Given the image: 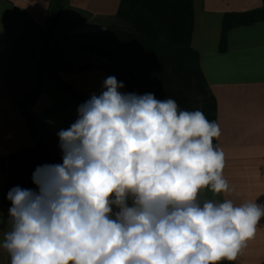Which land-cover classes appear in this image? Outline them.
Segmentation results:
<instances>
[{"label": "clouds", "instance_id": "9594fccd", "mask_svg": "<svg viewBox=\"0 0 264 264\" xmlns=\"http://www.w3.org/2000/svg\"><path fill=\"white\" fill-rule=\"evenodd\" d=\"M123 87L108 76L57 133L62 164L9 191L10 264H220L255 237L264 204L200 196L230 190L218 124Z\"/></svg>", "mask_w": 264, "mask_h": 264}, {"label": "crops", "instance_id": "0c3cea01", "mask_svg": "<svg viewBox=\"0 0 264 264\" xmlns=\"http://www.w3.org/2000/svg\"><path fill=\"white\" fill-rule=\"evenodd\" d=\"M120 0H69L63 14L77 20L85 14L93 23L70 34L102 30L115 14ZM50 0H0V213L6 230L9 207L1 194L8 175L9 155L33 147L32 137L18 101L41 80L28 106L38 136L68 129L78 118L79 102L57 87L47 72L34 67V49L48 25ZM264 0H192L193 29L190 45L198 52L199 65L216 105L220 136L216 146L225 154L223 174L229 191L201 192L203 199L231 200L234 205L264 204V19L229 28L221 39L223 16L259 9ZM57 41V40H56ZM55 41V42H56ZM64 45V42L58 41ZM81 52V51H80ZM79 54L81 55L82 52ZM85 53V52H84ZM89 54V53H86ZM57 76L87 100L100 94L111 76L110 63L95 57L86 67L56 65ZM122 93H132L126 88ZM143 95L145 93H138ZM0 264H10L0 249ZM232 264H264V217L256 235Z\"/></svg>", "mask_w": 264, "mask_h": 264}, {"label": "trees", "instance_id": "16d2710c", "mask_svg": "<svg viewBox=\"0 0 264 264\" xmlns=\"http://www.w3.org/2000/svg\"><path fill=\"white\" fill-rule=\"evenodd\" d=\"M69 0H50L48 25L43 32L45 51L52 37L70 33L80 24L63 14ZM116 22L102 30L74 33L77 47L91 52L110 63L109 73L134 93H153L157 99H174L180 110L202 111L209 121L216 122V105L199 65L198 52L190 45L193 29L192 0H120L115 14ZM264 19V4L238 14L223 16L221 39L229 28L251 24ZM40 69L39 74L46 72ZM59 89L71 93L79 104L87 101L73 92L57 74L48 73ZM37 85L18 101L20 113L35 140L30 148L9 155L8 175L1 201L9 208V191L19 186L36 189L32 177L38 166L62 164L59 137L48 133L39 138L28 106L38 92ZM216 146V139L213 141ZM220 264H232L223 260Z\"/></svg>", "mask_w": 264, "mask_h": 264}, {"label": "rangeland", "instance_id": "374dc122", "mask_svg": "<svg viewBox=\"0 0 264 264\" xmlns=\"http://www.w3.org/2000/svg\"><path fill=\"white\" fill-rule=\"evenodd\" d=\"M77 21L80 26H86L90 23H93L88 16L85 14L79 15V18H77ZM116 20L112 17L104 22V26L115 23ZM43 36L41 37V45L39 48L34 49L33 53V62L34 67L37 69V72H40V69L47 70V74L50 72H55L56 65H67L69 67L77 66L80 64V67H86L93 64V61L95 60L96 54H93L91 52L81 51L77 47L76 40L74 38L73 34L70 33H60L56 34L52 37V40L50 44L47 46L45 51H41L43 49ZM57 40V41H56ZM56 41V42H55ZM58 41L64 42V45L61 46V44L58 43ZM82 52L80 55L79 52ZM80 52V53H81ZM85 52V53H84ZM89 53V54H86ZM101 58V57H98ZM104 59V58H101ZM106 60V59H104ZM107 62V61H106ZM108 63V62H107ZM46 133L41 134L39 138L46 139L47 136Z\"/></svg>", "mask_w": 264, "mask_h": 264}]
</instances>
